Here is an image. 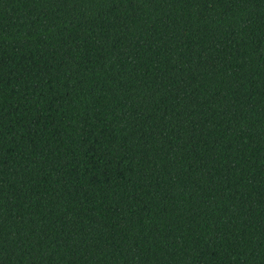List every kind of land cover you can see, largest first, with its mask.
<instances>
[{"label":"trees","instance_id":"obj_1","mask_svg":"<svg viewBox=\"0 0 264 264\" xmlns=\"http://www.w3.org/2000/svg\"><path fill=\"white\" fill-rule=\"evenodd\" d=\"M0 264H264V0H0Z\"/></svg>","mask_w":264,"mask_h":264}]
</instances>
